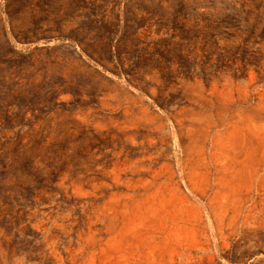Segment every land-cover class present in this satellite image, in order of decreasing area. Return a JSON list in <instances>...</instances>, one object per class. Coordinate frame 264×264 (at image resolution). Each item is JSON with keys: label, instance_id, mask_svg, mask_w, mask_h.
<instances>
[{"label": "rangeland", "instance_id": "obj_1", "mask_svg": "<svg viewBox=\"0 0 264 264\" xmlns=\"http://www.w3.org/2000/svg\"><path fill=\"white\" fill-rule=\"evenodd\" d=\"M0 264H264V0H0Z\"/></svg>", "mask_w": 264, "mask_h": 264}]
</instances>
